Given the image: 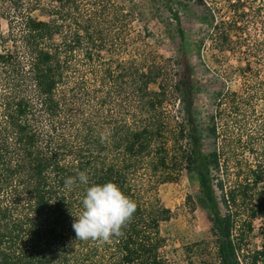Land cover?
<instances>
[{"label": "trees", "instance_id": "trees-1", "mask_svg": "<svg viewBox=\"0 0 264 264\" xmlns=\"http://www.w3.org/2000/svg\"><path fill=\"white\" fill-rule=\"evenodd\" d=\"M128 1L94 0L88 13L83 0H57L43 20L10 21L17 33L0 52V264H172L161 227L173 212L157 191L184 171L212 225L203 264H264V128L225 88L207 123L196 114L193 60L208 48L232 73L221 59L242 50L245 1H228V19L205 0ZM257 10L264 15V4ZM163 15L176 58L137 47L152 36L147 23L129 50L131 24ZM183 16L200 18L206 37L191 40ZM258 42L264 53V27ZM237 71L248 76L250 63ZM241 121L243 149L257 161L235 164L228 183L222 129ZM257 219L261 245L252 248Z\"/></svg>", "mask_w": 264, "mask_h": 264}, {"label": "rangeland", "instance_id": "rangeland-1", "mask_svg": "<svg viewBox=\"0 0 264 264\" xmlns=\"http://www.w3.org/2000/svg\"><path fill=\"white\" fill-rule=\"evenodd\" d=\"M93 1L83 0L82 10L90 13L91 6L89 4ZM112 1L117 4L118 8L129 2L128 0ZM205 1L208 6L215 10L219 19L231 17L229 0ZM244 1L247 15L243 22L245 31L242 32V50L236 57L228 55L225 59H221V63L227 65L233 74L225 72L227 70L225 66L221 67L216 64L215 59L212 60L208 48L204 50L202 59L194 58L193 60L195 66V84L200 89L196 95V114L202 121L207 123L208 117L215 112V93L225 88V91L229 90L230 93L237 94L236 101H249V103L244 102L249 107L246 109L248 113L254 111L248 118L249 123L254 129L260 128V126L264 128V85L260 78L263 73L264 53L258 47V41L262 39L264 15H260L257 10L258 7L264 4V0ZM133 2L150 8L149 0H133ZM17 4L19 5V9L16 10ZM52 5H57V0H0V52L3 49H11V39L18 29L17 24H14L11 30L10 21L14 17L26 18L32 16L43 20L46 18V9L52 7ZM191 8H193L195 13L199 9L196 5H191ZM162 17L164 18L163 20H159L158 17L152 18L149 22L135 20L130 28L129 50L134 45H137L134 39L147 23L152 36L148 37L145 42H142L137 47L141 50L151 51L156 56L176 58L178 41L168 36V27L164 23L166 15ZM183 18L191 40H199L206 37L207 26L199 20L200 18H185V16ZM125 53L127 52L123 50V57L126 55ZM130 53L132 52H128V54ZM246 63H250L251 73L248 76H241L238 74L237 69L240 65ZM247 90L254 91L256 94L255 98L251 99L247 95ZM228 108L229 106L223 107V109ZM241 122L243 123H240V126L230 123L228 127L225 125L222 129L224 131V138L221 140V146L225 145L224 157L228 171L224 170L226 169L224 166V173H221V175L227 177L228 183L234 181L236 173L235 164L242 163V165H245L247 163L254 165L255 161H257V157H254L247 149H243L248 140L246 139V134L241 132L246 127V122ZM237 134L243 135L244 138L237 151L232 152V150L229 152L227 150L228 145L232 144V142L239 143ZM228 161L229 164H227ZM157 193L162 204L173 212L171 220L163 223L161 227L162 234L167 239V245L164 249L165 255L172 264H203L201 253L205 252L202 249L212 242V225L208 211L200 201V191L197 181L184 171L177 182L160 185ZM188 196L193 198L194 210L188 204ZM261 224L260 219L255 221V233L251 237L252 248L260 247L261 245V237L259 235ZM211 251L213 252V250ZM212 252H205L204 259L211 261L212 259L209 254Z\"/></svg>", "mask_w": 264, "mask_h": 264}]
</instances>
